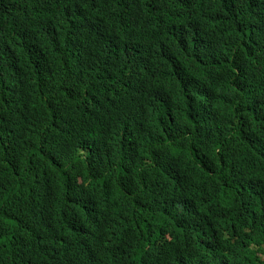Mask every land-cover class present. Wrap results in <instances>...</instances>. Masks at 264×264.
<instances>
[{"label": "trees", "instance_id": "1", "mask_svg": "<svg viewBox=\"0 0 264 264\" xmlns=\"http://www.w3.org/2000/svg\"><path fill=\"white\" fill-rule=\"evenodd\" d=\"M0 264H264V0H0Z\"/></svg>", "mask_w": 264, "mask_h": 264}, {"label": "clouds", "instance_id": "2", "mask_svg": "<svg viewBox=\"0 0 264 264\" xmlns=\"http://www.w3.org/2000/svg\"><path fill=\"white\" fill-rule=\"evenodd\" d=\"M219 177L225 178V179H229V176L226 172H224V170L222 169L220 171Z\"/></svg>", "mask_w": 264, "mask_h": 264}]
</instances>
